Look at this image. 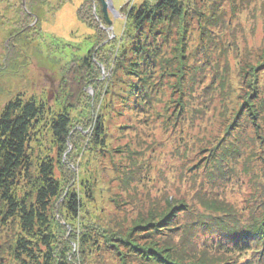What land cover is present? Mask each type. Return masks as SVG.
Listing matches in <instances>:
<instances>
[{"label": "rangeland", "instance_id": "rangeland-1", "mask_svg": "<svg viewBox=\"0 0 264 264\" xmlns=\"http://www.w3.org/2000/svg\"><path fill=\"white\" fill-rule=\"evenodd\" d=\"M29 1L0 0V113L17 97L42 102L49 113L69 109L74 126L68 146L58 148L49 125L42 124L38 141L31 147L36 163L44 155L53 158L56 177L64 186L57 206L67 204L71 194L81 202L77 215L64 206L63 213L57 209L55 216L63 226V240L70 245L71 264H117L101 235L120 229L126 232L141 214L146 217L166 210L168 199L185 198L202 211V204L214 200L213 191L199 190L202 183L210 188V165L205 164L222 142L243 154L246 151L224 161V166L237 173L222 188V199L237 210L254 205L253 211H260L264 204V119L254 123L242 115L237 117V112L244 96L254 89L247 74L251 68H256L254 85L264 98V0H182L193 13L183 41L186 63L182 65L187 67L178 71L174 48L179 33L173 29L168 37L165 33L160 38V46L167 38L164 50L170 61L155 71V103L149 111L142 107V112L130 109L133 103H127L130 97L123 91L132 77L117 71L116 61L127 26L123 7L127 5L128 10L144 0H109L114 10L108 13L111 24L101 23L106 29L102 42L99 36L95 38V29L78 17L85 0H69L60 8V0H49L32 13L38 19L34 16L23 26L19 10L22 4L28 8ZM97 3H93L94 13L101 10ZM213 15L221 18L216 25L207 22ZM205 27L207 31L213 28L212 38L209 33L202 35ZM24 28L28 30L22 32ZM201 60L206 62L205 78L181 96L198 70L193 66H199ZM213 77L211 96L204 97L202 91ZM196 88L199 93L195 94ZM181 102L188 106L182 112L183 122L175 123L173 114L178 113ZM193 109L201 113L193 117ZM99 117L105 127L104 146L92 142ZM234 117L242 124L239 135L228 131L229 124L234 128ZM253 149L256 156L250 157ZM1 204L0 264H18L10 249L17 229L2 219ZM248 220L247 215L241 217L242 222ZM83 233H90L100 246L92 241L84 248Z\"/></svg>", "mask_w": 264, "mask_h": 264}, {"label": "trees", "instance_id": "trees-1", "mask_svg": "<svg viewBox=\"0 0 264 264\" xmlns=\"http://www.w3.org/2000/svg\"><path fill=\"white\" fill-rule=\"evenodd\" d=\"M68 1L60 0L58 7ZM94 2L97 0H85L78 9V17L95 29V38L99 36L98 40L102 42L106 38V29L101 27V23L104 26L109 24L103 15L101 3H97L101 6L100 12L98 8L97 14L93 12ZM48 3L49 0H30L27 2L28 8L22 4L19 11L23 26L34 16L38 19L36 14H32L37 12V6ZM126 8L127 5L123 7V14L127 19L122 38L124 46L117 56L116 70H123L129 79L132 77L127 90L123 91L126 97H130L127 103H133L130 109L142 112L144 107L149 111L153 108L157 96L154 73L158 67L165 68L164 65L170 61L166 58L164 50L167 38L161 46L160 38L165 36V33L168 37L173 29L179 33L174 48L177 54L174 58L177 60L178 71L182 72V69L187 67L186 64L182 65L186 63V60H183L186 53L183 41L188 32V19L193 13L182 0H144L128 10ZM97 17L101 19L100 22ZM220 20V17L213 15L207 22L216 25ZM206 27L202 35L209 33L212 38L213 28L207 31ZM27 30L24 28L22 32ZM203 60L199 66H193V69L198 70L187 82V90H183L181 96L188 94L191 86L197 87L202 83L207 74L206 62ZM201 68H204L202 73ZM255 69L251 68L247 73L249 85L254 88L253 92L244 96V104L237 112V117L242 115V118L253 119L254 123L257 118L260 121L264 119L261 114L264 112V98L262 99L260 90L254 85ZM214 79H211L201 95L211 96ZM194 92L199 93L197 88ZM259 97L260 101L257 102ZM187 106V103H180V110L173 114L175 123L182 121V112ZM202 108L203 105L200 109ZM188 111H191L190 107ZM51 113L42 102L33 98L23 101L20 97L8 102L0 113V202L3 208L1 217L5 223L12 222L17 229V238L10 245V249L18 264H71L68 260L71 248L63 240L60 229L63 226L57 222L55 216L57 209L63 213L64 206L68 213L77 215L81 202L77 196L71 194L67 204L57 206L63 197L64 186L56 177L53 158L44 155L41 162L36 163L35 152L31 147L33 141H38V128L42 124L49 125L58 148L65 149L68 146L74 126L69 109L65 107L62 112ZM191 113L195 117L201 111L197 113V109H193ZM234 121V128L229 124V134L234 132V135H239L242 124L236 117ZM104 135L103 118L99 117L92 142L104 146ZM232 146L222 142L205 164L210 165L207 173V184L210 188H206L203 186L206 184L202 183L199 190L211 193L213 191L214 200L202 204V211L188 204L185 198L174 202L168 199L166 210L151 213L146 217L141 214L136 219V225L126 232L120 229L105 231L106 234L101 235L106 249L113 254L117 264H264V204H260L261 209L258 212L253 211L257 207L249 205L246 212L237 210L234 206L232 208L224 198L222 199V188L225 189L237 173L235 169L230 170L229 165L224 166V161L230 157L234 158L237 154L238 157L246 154V151L243 154ZM255 156L256 150L253 149L250 157ZM24 185L26 187L23 190ZM246 215L249 220L242 222L241 217ZM92 241L95 247L100 246L99 241L90 233H83L81 236L84 248Z\"/></svg>", "mask_w": 264, "mask_h": 264}, {"label": "water", "instance_id": "water-1", "mask_svg": "<svg viewBox=\"0 0 264 264\" xmlns=\"http://www.w3.org/2000/svg\"><path fill=\"white\" fill-rule=\"evenodd\" d=\"M99 2L102 4V10H103L105 20L109 24H111L110 20L108 19V13L110 10H114L113 5L111 4V2L109 0H99Z\"/></svg>", "mask_w": 264, "mask_h": 264}]
</instances>
